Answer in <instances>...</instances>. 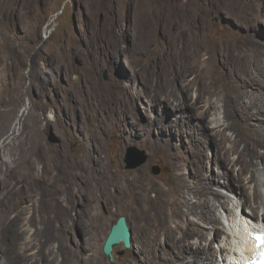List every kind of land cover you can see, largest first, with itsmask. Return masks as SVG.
Returning <instances> with one entry per match:
<instances>
[{
    "label": "bare ground",
    "instance_id": "obj_1",
    "mask_svg": "<svg viewBox=\"0 0 264 264\" xmlns=\"http://www.w3.org/2000/svg\"><path fill=\"white\" fill-rule=\"evenodd\" d=\"M251 1L264 10V0ZM23 2L29 4V0ZM145 5L146 2L137 13L141 20L133 21L136 10L126 14L130 22L128 28L136 27V24L145 27L141 28L142 31L138 29L142 35L139 47L149 45L153 31L167 34L169 26L175 25L180 30V38L174 35L176 53L184 56L185 52H198L199 57L194 59L187 71L179 72L170 80L165 77L166 81L150 84L144 90L150 95L147 102L152 115L146 114L141 119L150 129L149 133L128 131L127 118L129 115L136 116L138 107L132 100L115 92L97 95L92 108L98 128H107V121V130L113 135L116 133L118 139L124 142L125 135L128 141L129 137L137 138L136 141L147 145L152 159H160L170 165L173 168V183L149 177L148 163L122 171L120 162L110 163L108 169L101 159L99 170L92 174L98 188L95 192L101 193L100 187L103 186L108 189L113 186L117 191L122 188L130 203L135 205L142 223L139 241L134 246L130 244L129 248L135 247L142 252L141 264H220L218 253L223 255L221 264L242 263L251 257L253 251L248 239L249 231L255 227L264 228V42L260 40L264 38V28L251 21L250 8L243 0H174L171 6L157 4L154 9ZM207 11L221 17L225 14L223 29L228 31L217 38L209 37L204 18ZM9 13L15 14L13 5H10ZM177 16L181 21H175ZM203 52L207 57L203 58ZM219 55H222L223 61L218 59ZM168 108L173 112H168ZM195 112V118H192ZM227 120L229 123L226 126ZM231 122L249 131L251 137L248 136L242 148L238 135L232 138L227 133ZM175 138L179 140L177 144L173 142ZM182 149L187 154L205 151L216 161L217 174L205 176L201 165L193 164L192 173L182 178L179 165L174 161L179 158ZM233 154L235 156L231 158ZM4 166V169L0 168V174L6 177L12 175L13 169ZM89 166L80 159L70 167L80 184L87 183L84 175L86 169L91 170ZM212 166L208 162V167L213 170ZM234 166H239L237 172ZM245 174L249 176L244 177ZM192 176L197 180L195 186H190L187 181ZM21 181L13 179L9 181V186H18ZM67 184L71 185L68 181ZM224 185L230 190L227 197L222 192ZM6 187L7 181L0 179V264H80L81 252L77 248L80 245L74 244L64 214L68 212L70 220L78 223V212L71 217V213L76 211L74 206L79 203L78 189L77 192L72 189L69 202L57 203L53 208L50 196L52 200L56 196L51 193L47 195L46 192L50 207H44L39 204V195L38 198L33 197L34 200L5 194L2 197V190ZM249 200L253 203L251 207H248ZM219 208L226 213L229 234L223 232L220 235V227L216 226L218 223L222 225L217 215ZM35 214L51 217L55 224L46 226L40 219L38 224L42 229L35 228L32 232L30 218ZM90 222L93 223L92 218ZM92 223L88 225V230L92 228ZM211 232L213 240L206 238ZM136 260L140 259L133 256V262L127 264H134ZM86 261L87 264H94L92 252Z\"/></svg>",
    "mask_w": 264,
    "mask_h": 264
},
{
    "label": "rangeland",
    "instance_id": "obj_2",
    "mask_svg": "<svg viewBox=\"0 0 264 264\" xmlns=\"http://www.w3.org/2000/svg\"><path fill=\"white\" fill-rule=\"evenodd\" d=\"M23 1L0 0V168L4 169L6 165L14 171L8 177L0 174V179H5L8 185L2 190V197L21 196L26 197V200H34L40 196L39 204L50 207L51 199L55 208L57 203L69 202L74 189L78 191L79 203L74 204L76 211L71 213V217H75L78 212V223L70 220L68 212L64 214L74 244L80 245L77 247L81 252L80 264H87L86 258L90 252L94 255V264H127L133 262V256L140 259L134 264H141L142 252L135 247L123 249L121 244L114 246L112 261L103 255V243L119 216L126 217L133 246L139 241L142 222L135 205L130 203L122 188L117 191L113 186H109V189L103 186L100 187L101 193L95 192L98 188L92 174L101 166V159L108 169L110 163L120 162L122 171L148 163L149 177L172 184L173 168L160 159H152L147 145L136 141L137 138L129 137L128 141L125 135L124 142L118 139L116 133L113 135L107 130V121V128H98L92 104L97 95L107 91L132 100L138 107V114L127 118L128 131L149 133L150 129L141 119L146 114L152 115L147 102L150 95L144 90L150 84L166 81L165 77L170 80L179 72L187 71L199 53L185 52L184 56L176 53L175 36L180 38V30L175 25L171 28L169 26L167 34L153 31L149 45L145 47H139L141 31L145 27L136 24V27L128 28L130 22L127 12L136 10L133 21L141 20L137 13L145 2L154 9L157 4L162 7L171 6L174 0H29L28 5ZM243 3L250 8L251 21L264 28V10L251 0H243ZM10 5H13L15 14L9 13ZM225 16L223 14L221 17L213 11L204 14L209 37L217 38L228 31L223 29ZM176 20L180 18L177 16ZM260 40L264 42L263 37ZM138 51L144 54L140 55ZM205 57L207 54L203 52ZM218 59L223 61L222 55ZM168 112L173 111L168 108ZM195 114L192 118H195ZM228 123L227 120L226 126ZM227 131L232 138L238 135L240 148L248 136L251 137L248 130L232 122ZM175 139L173 142L177 144L179 140ZM129 148L142 152L145 161L130 168L127 162ZM205 154V151L187 154L182 149L179 158L174 160L179 165L180 176L185 178L189 172L192 173L193 164L201 165L205 176L216 175V161ZM234 156L231 155V158ZM80 159L91 168L90 171L86 169L84 175L88 185L80 184L70 170L72 164ZM206 161L212 163L213 170ZM157 169L158 173H155ZM233 169L237 172L239 166ZM247 176L249 174L244 175ZM13 179H21V184L9 186V181ZM33 180L37 182L31 183ZM187 181L190 186L197 183L193 176ZM246 190L249 192L250 189ZM46 192L47 195H55L56 199L52 200L51 196L49 199ZM222 192L226 197L230 195L227 185L222 187ZM242 204L245 209L243 200ZM251 205L253 203L249 200L248 207ZM217 215L222 223L216 224L220 227V235L223 232L229 234L226 213L219 208ZM50 218L37 214L30 218V229L32 232L37 228L42 229L38 224L40 219L44 220L46 226L51 224L52 227L55 223ZM91 218L93 223L90 222ZM91 223L92 228L88 230ZM229 225H232L231 221ZM206 238L213 240L214 234L208 233ZM195 241L199 242L197 239ZM221 257L223 255L218 253L220 264L223 262Z\"/></svg>",
    "mask_w": 264,
    "mask_h": 264
},
{
    "label": "water",
    "instance_id": "obj_3",
    "mask_svg": "<svg viewBox=\"0 0 264 264\" xmlns=\"http://www.w3.org/2000/svg\"><path fill=\"white\" fill-rule=\"evenodd\" d=\"M145 161V157L142 152L136 148H129L127 150V162L129 167H136ZM158 173V169L155 171ZM131 230L127 224L126 217L119 216L116 222L111 226L109 233L103 243L102 253L108 258L109 261L113 260V248L114 246L121 244L123 249H129L131 244Z\"/></svg>",
    "mask_w": 264,
    "mask_h": 264
},
{
    "label": "snow or ice",
    "instance_id": "obj_4",
    "mask_svg": "<svg viewBox=\"0 0 264 264\" xmlns=\"http://www.w3.org/2000/svg\"><path fill=\"white\" fill-rule=\"evenodd\" d=\"M254 239L258 242V244L264 248V235H255ZM261 264H264V251L260 253Z\"/></svg>",
    "mask_w": 264,
    "mask_h": 264
}]
</instances>
